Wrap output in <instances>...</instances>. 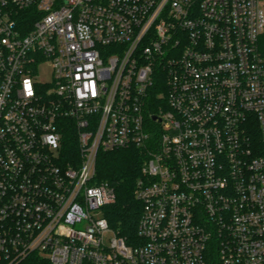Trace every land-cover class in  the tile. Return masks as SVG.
Segmentation results:
<instances>
[{"label":"built area","instance_id":"2783aa9c","mask_svg":"<svg viewBox=\"0 0 264 264\" xmlns=\"http://www.w3.org/2000/svg\"><path fill=\"white\" fill-rule=\"evenodd\" d=\"M263 34L264 0H0V264H264ZM122 149L134 244L96 179Z\"/></svg>","mask_w":264,"mask_h":264},{"label":"trees","instance_id":"16d2710c","mask_svg":"<svg viewBox=\"0 0 264 264\" xmlns=\"http://www.w3.org/2000/svg\"><path fill=\"white\" fill-rule=\"evenodd\" d=\"M259 50L264 58V34L259 42ZM75 133L66 136L63 153L68 161L77 155ZM143 153L137 149H122L98 154L97 182L108 183L116 192V202L103 209L104 217L118 237L128 244L137 242V230L142 214V205L135 197L136 185L141 177ZM22 264H50L49 261L35 255Z\"/></svg>","mask_w":264,"mask_h":264},{"label":"rangeland","instance_id":"374dc122","mask_svg":"<svg viewBox=\"0 0 264 264\" xmlns=\"http://www.w3.org/2000/svg\"><path fill=\"white\" fill-rule=\"evenodd\" d=\"M35 82L41 86L50 85L53 83L52 70L48 63L41 66L35 78ZM107 239L111 238V233L106 235Z\"/></svg>","mask_w":264,"mask_h":264},{"label":"water","instance_id":"95a60500","mask_svg":"<svg viewBox=\"0 0 264 264\" xmlns=\"http://www.w3.org/2000/svg\"><path fill=\"white\" fill-rule=\"evenodd\" d=\"M154 119H155V117H154Z\"/></svg>","mask_w":264,"mask_h":264}]
</instances>
